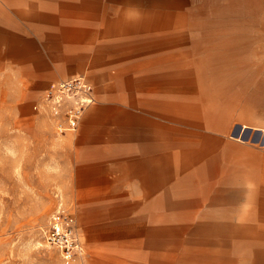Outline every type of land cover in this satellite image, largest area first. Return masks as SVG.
<instances>
[{"label": "rangeland", "instance_id": "1", "mask_svg": "<svg viewBox=\"0 0 264 264\" xmlns=\"http://www.w3.org/2000/svg\"><path fill=\"white\" fill-rule=\"evenodd\" d=\"M111 6L155 19L92 38L156 41V117L170 119L172 156L157 158L155 190H108L99 174L97 188H77L100 160L75 156L74 135H57L32 108L39 93L1 62L0 264H64L44 239L59 208L85 237L87 255L71 264H264V0Z\"/></svg>", "mask_w": 264, "mask_h": 264}, {"label": "crops", "instance_id": "2", "mask_svg": "<svg viewBox=\"0 0 264 264\" xmlns=\"http://www.w3.org/2000/svg\"><path fill=\"white\" fill-rule=\"evenodd\" d=\"M121 11L117 6L109 9V0H0V63L17 69L25 85L39 93L33 107L59 81L81 76L96 85L88 79L95 104L77 131L66 134L74 135L75 156L100 160L99 169L78 171L79 189L97 188L93 184L99 174L108 190H123L129 183L155 190L157 158L172 156L170 119L156 117V41L92 38L93 30L139 29L155 22L149 16H117L126 13ZM162 62L169 70V52ZM113 80L115 86H110ZM97 96L100 103L91 110ZM166 112L170 117L169 105L163 115ZM78 227L86 256L85 237Z\"/></svg>", "mask_w": 264, "mask_h": 264}, {"label": "built area", "instance_id": "3", "mask_svg": "<svg viewBox=\"0 0 264 264\" xmlns=\"http://www.w3.org/2000/svg\"><path fill=\"white\" fill-rule=\"evenodd\" d=\"M94 104L93 85L85 77L77 76L52 84L33 109L46 116L55 133L63 136L77 131ZM44 239L47 245L58 250L64 264L85 256L80 230L71 211L59 208L50 216Z\"/></svg>", "mask_w": 264, "mask_h": 264}, {"label": "bare ground", "instance_id": "4", "mask_svg": "<svg viewBox=\"0 0 264 264\" xmlns=\"http://www.w3.org/2000/svg\"><path fill=\"white\" fill-rule=\"evenodd\" d=\"M86 79V78H85Z\"/></svg>", "mask_w": 264, "mask_h": 264}]
</instances>
